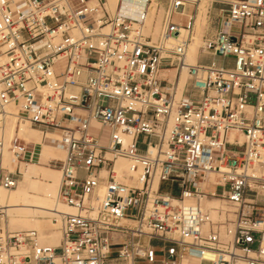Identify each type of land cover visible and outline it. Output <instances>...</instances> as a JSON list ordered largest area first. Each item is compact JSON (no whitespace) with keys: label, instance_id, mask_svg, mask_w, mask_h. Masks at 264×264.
<instances>
[{"label":"built area","instance_id":"2783aa9c","mask_svg":"<svg viewBox=\"0 0 264 264\" xmlns=\"http://www.w3.org/2000/svg\"><path fill=\"white\" fill-rule=\"evenodd\" d=\"M97 2L0 0V198L40 161L29 125L65 153L74 212L58 247L0 234V264H264V0H209L193 64L199 1Z\"/></svg>","mask_w":264,"mask_h":264},{"label":"bare ground","instance_id":"6f19581e","mask_svg":"<svg viewBox=\"0 0 264 264\" xmlns=\"http://www.w3.org/2000/svg\"><path fill=\"white\" fill-rule=\"evenodd\" d=\"M127 1V0H126ZM130 1H137L136 6H132V11L134 16L138 15L139 10H141L142 6L145 4L147 0H130ZM191 1V0H190ZM110 7L113 9L114 15L119 12L120 9V3L121 0H108ZM93 5H97L98 2L97 0H91V3ZM200 13H198L197 17V24L195 28V33H194V42L191 45L190 51H189V60L191 63L196 61L198 59V43L197 40L203 37V34L205 33L204 26H205V21H206V16L204 14V10L201 8V5L199 7ZM131 10H126L123 9L120 11L122 14L129 15ZM156 32H159V28L157 29ZM200 36V37H199ZM201 46V41L199 48ZM187 76L186 73L183 74V83L186 82ZM10 113L13 112V109H10ZM16 124L12 123L9 129V135L10 137L14 135L16 131ZM21 135L26 139L31 138L33 142L37 143H42V137H40V134L37 130H33L27 127H22L21 130ZM242 142L245 141V138L242 137ZM43 155V154H42ZM48 158V156H45ZM50 158V157H49ZM53 159H61V161H64V152L58 148H54V153L53 156L51 157ZM7 161L10 162V159L8 157ZM32 165V164H31ZM28 166V165H27ZM26 165L22 166V176H23V171L27 167ZM118 170L119 172H123L126 174H130V164L125 161V160H120L118 162ZM33 166H30L29 169H27L24 172V177H23V183L22 185L18 186L17 192H15L14 195L9 196L7 192H2L1 198H0V209H3V213H5V218L4 219H9V223L12 225H15L17 223H23V222H28V219L31 218L33 220L39 221V220H44L48 219L50 217H57L58 211L64 212V210H70L66 205L62 204L58 200V195L60 192V187H61V180H60V171L54 172L55 174L51 176L52 182L47 183L46 188H42L40 186V182L43 180L34 178L33 173H31L30 169H32ZM40 181V182H39ZM34 192V193H33ZM208 201V202H207ZM213 201L216 204H219V201L216 200H206V205L207 206H213ZM68 213V212H64ZM70 214V213H68ZM51 219V218H50ZM45 221V220H44ZM54 222V221H53ZM7 224V223H6ZM50 225V224H49ZM53 227L56 225L55 222L52 224ZM3 233V232H2ZM1 233V234H2ZM52 241L48 242L51 246L57 247L59 245V240H58V235L55 236L54 234L51 236Z\"/></svg>","mask_w":264,"mask_h":264},{"label":"rangeland","instance_id":"374dc122","mask_svg":"<svg viewBox=\"0 0 264 264\" xmlns=\"http://www.w3.org/2000/svg\"><path fill=\"white\" fill-rule=\"evenodd\" d=\"M193 1H199V7L201 5V8L205 11L204 14L206 16L207 25H206V29H205V33L203 34V37H205L206 35H212V33H215L216 31L214 30V32H212L213 28L211 26L210 16H208L209 10L211 9V3L209 2V0H193ZM107 8L109 10L110 15L111 16L114 15L113 9L110 7L109 2L107 3ZM200 11L198 13H200ZM206 21H205V24H206ZM157 33L158 32H156V34ZM203 37L201 38V40H200V38L197 40L198 49H199L200 41H201V44H202ZM193 42H194V40H193ZM196 62H197V60L194 61L193 63H196ZM22 127H24V126H22ZM25 127H27V126H25ZM21 128L19 127L18 129H21ZM28 128L33 129L34 131L37 130L39 132V134H40V137H42V135H41V133H40L38 128H36V127L33 128V127L29 126V125H28ZM17 131H19V130H17ZM19 135L22 136L21 133H19ZM25 140L28 141V142H33L31 138H28V139L26 138ZM41 140H42L41 144L43 145V151H42L43 155L41 154L40 161L36 162V164H32V165L30 164V165H28L25 168V170L23 171V176L21 177V180H20L21 181L20 185H22V183H23L24 172L27 169H29L30 166H33V168L30 169V171H31V173H33L34 178L35 179L38 178V179L43 180L42 182L39 181L40 182V186L43 189L46 188V186H47L46 184L47 183L52 182L51 176H53L55 174L54 172H56V171H60L61 172V170H60L61 162H62L61 159L59 160V158L58 159L57 158L56 159L51 158L53 156L54 148L56 146L54 147L52 145H49V144L45 143V141L43 140V137H42ZM45 156H48V158H46ZM64 156H65V153H64ZM174 178L180 180L183 177H182V175H179L177 173L176 175H174ZM60 180H61V174H60ZM61 182H62V180H61ZM17 190H18V188L16 190L12 191V192H7V193H8L9 196H12V195L15 194V192H17ZM161 192L163 194L172 193V194L176 195L178 193V187H177V185H174L171 182L170 183H166L165 185H163ZM217 206H220V204H216V205H213V206H207V207L208 208H215ZM2 211H3V209H2ZM63 211L64 212H68V213H74L72 210H64L63 209ZM4 218H5V213H1L0 214V234L2 232H7V231L16 233L18 231L34 230V231H37L39 233L40 239L43 240L44 244H48V242L52 241V237L51 236L53 234L55 236L58 235V237H59L58 238L59 245L62 242V240H61L62 235H61V232L59 230V225L57 224L54 227L52 225V224H54L53 221H55L54 219H56V217H50L51 219L50 218L44 219L45 221L44 220L36 221V220H33V219L29 218L28 222H23V223L19 222V223L15 224V225H12V226L9 223L10 222L9 219H7V218L4 219ZM205 264H209V263H205Z\"/></svg>","mask_w":264,"mask_h":264},{"label":"crops","instance_id":"0c3cea01","mask_svg":"<svg viewBox=\"0 0 264 264\" xmlns=\"http://www.w3.org/2000/svg\"><path fill=\"white\" fill-rule=\"evenodd\" d=\"M218 7V6H217ZM190 14V12H189ZM211 26L213 28L212 32H214V30L217 32L220 30L221 26H220V20L219 19H216V16H215V10H212L211 11ZM214 15V16H213ZM206 25H207V21H206V24H205V27H204V30L206 29ZM215 32V33H216ZM219 64L221 65H228L230 62L227 61V60H222V59H219L218 60ZM208 202V201H207ZM209 202H212L213 204L216 205V203H214L213 201H209ZM184 263L185 264H200L199 260H184Z\"/></svg>","mask_w":264,"mask_h":264}]
</instances>
